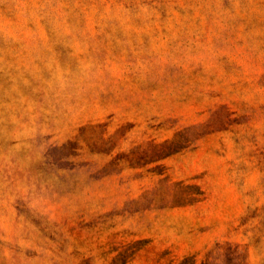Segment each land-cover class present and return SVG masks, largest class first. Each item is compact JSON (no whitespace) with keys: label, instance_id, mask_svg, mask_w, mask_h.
I'll return each mask as SVG.
<instances>
[{"label":"rangeland","instance_id":"rangeland-1","mask_svg":"<svg viewBox=\"0 0 264 264\" xmlns=\"http://www.w3.org/2000/svg\"><path fill=\"white\" fill-rule=\"evenodd\" d=\"M0 264H264V0H0Z\"/></svg>","mask_w":264,"mask_h":264}]
</instances>
